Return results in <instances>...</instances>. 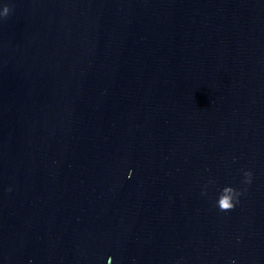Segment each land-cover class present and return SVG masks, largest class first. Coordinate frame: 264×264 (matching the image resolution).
Segmentation results:
<instances>
[{
  "label": "water",
  "instance_id": "obj_1",
  "mask_svg": "<svg viewBox=\"0 0 264 264\" xmlns=\"http://www.w3.org/2000/svg\"><path fill=\"white\" fill-rule=\"evenodd\" d=\"M0 264H264V0H0Z\"/></svg>",
  "mask_w": 264,
  "mask_h": 264
},
{
  "label": "clouds",
  "instance_id": "obj_2",
  "mask_svg": "<svg viewBox=\"0 0 264 264\" xmlns=\"http://www.w3.org/2000/svg\"><path fill=\"white\" fill-rule=\"evenodd\" d=\"M8 14V7L7 6H4V15L7 16ZM231 209H228L227 207H225L224 209H222V211H229Z\"/></svg>",
  "mask_w": 264,
  "mask_h": 264
}]
</instances>
